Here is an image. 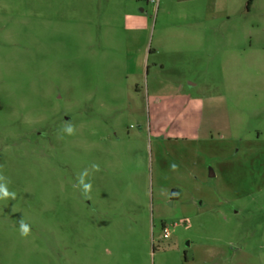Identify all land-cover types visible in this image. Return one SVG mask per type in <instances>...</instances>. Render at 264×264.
Wrapping results in <instances>:
<instances>
[{
    "label": "rangeland",
    "instance_id": "374dc122",
    "mask_svg": "<svg viewBox=\"0 0 264 264\" xmlns=\"http://www.w3.org/2000/svg\"><path fill=\"white\" fill-rule=\"evenodd\" d=\"M0 175V264H264V0H0Z\"/></svg>",
    "mask_w": 264,
    "mask_h": 264
},
{
    "label": "clouds",
    "instance_id": "9594fccd",
    "mask_svg": "<svg viewBox=\"0 0 264 264\" xmlns=\"http://www.w3.org/2000/svg\"><path fill=\"white\" fill-rule=\"evenodd\" d=\"M62 131L64 133H67L68 135H73L75 133V128L70 122H66L65 126L62 128ZM171 168L175 170L177 168L176 164H172ZM92 170L94 172H99L100 167L98 164H93L92 165ZM88 176V171L85 170L82 172L78 177H77V183L74 185V187L79 188L81 191V195L85 199H90L91 198V191H92V185L90 182H86L84 177ZM8 181L3 175H0V200H6V199H15L16 198V193L11 192L8 190ZM20 235L23 238H27L31 234V228L30 226L24 222L23 219L20 220Z\"/></svg>",
    "mask_w": 264,
    "mask_h": 264
},
{
    "label": "built area",
    "instance_id": "2783aa9c",
    "mask_svg": "<svg viewBox=\"0 0 264 264\" xmlns=\"http://www.w3.org/2000/svg\"><path fill=\"white\" fill-rule=\"evenodd\" d=\"M164 233H163V237H165V238H167L168 237V235H169V232H168V230H167V228H164Z\"/></svg>",
    "mask_w": 264,
    "mask_h": 264
}]
</instances>
